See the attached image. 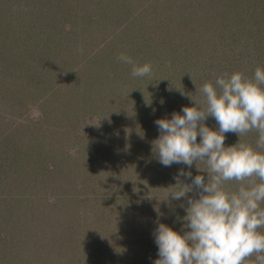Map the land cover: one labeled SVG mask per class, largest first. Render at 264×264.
I'll use <instances>...</instances> for the list:
<instances>
[{"label": "rangeland", "instance_id": "374dc122", "mask_svg": "<svg viewBox=\"0 0 264 264\" xmlns=\"http://www.w3.org/2000/svg\"><path fill=\"white\" fill-rule=\"evenodd\" d=\"M258 66L264 0H0V264H154L158 222L184 230L174 177L207 182L159 163L155 121Z\"/></svg>", "mask_w": 264, "mask_h": 264}, {"label": "clouds", "instance_id": "9594fccd", "mask_svg": "<svg viewBox=\"0 0 264 264\" xmlns=\"http://www.w3.org/2000/svg\"><path fill=\"white\" fill-rule=\"evenodd\" d=\"M118 60L132 66L133 77L152 73L151 63L138 65L123 53ZM199 92L202 99L191 96L193 106L182 107V115L173 112L171 118L155 121L160 135L153 147L159 163L188 169L195 164L198 172L207 173V182L203 174L193 177L183 168L174 177L167 200L186 201V207L181 204L184 230L181 234L158 222L154 264H245L252 257L254 264H264V231L259 230L264 229V68L256 67L252 77L243 71L225 73ZM209 117L217 129L207 126ZM252 131L258 133L255 146L241 142ZM227 133L237 134L239 141L226 147ZM230 181L239 188L229 190Z\"/></svg>", "mask_w": 264, "mask_h": 264}]
</instances>
